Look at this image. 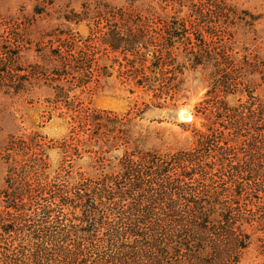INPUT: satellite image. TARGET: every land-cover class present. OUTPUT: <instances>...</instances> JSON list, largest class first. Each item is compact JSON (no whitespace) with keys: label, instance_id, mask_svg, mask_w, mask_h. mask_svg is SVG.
I'll list each match as a JSON object with an SVG mask.
<instances>
[{"label":"trees","instance_id":"obj_1","mask_svg":"<svg viewBox=\"0 0 264 264\" xmlns=\"http://www.w3.org/2000/svg\"><path fill=\"white\" fill-rule=\"evenodd\" d=\"M159 9L84 3L37 41L26 31L48 13L35 8L13 21L0 91L46 88L48 119L54 112L71 121L59 144L66 165L53 175V146L41 134H10L0 146V264H237L252 235L264 236V99L255 94L264 58L237 51L236 40L255 17L232 0H159ZM83 22L85 36L72 27ZM24 51L32 61H21ZM180 57L211 71L199 111L212 120L190 148L141 150L130 124L149 105L131 117L98 110L93 99L115 79L163 108L181 91ZM228 95L240 103L229 106ZM120 148L117 171L106 173V155ZM83 153L93 154L94 176L73 173ZM220 182L228 195L214 192ZM245 185L258 205L241 202Z\"/></svg>","mask_w":264,"mask_h":264},{"label":"rangeland","instance_id":"obj_2","mask_svg":"<svg viewBox=\"0 0 264 264\" xmlns=\"http://www.w3.org/2000/svg\"><path fill=\"white\" fill-rule=\"evenodd\" d=\"M98 0H0V52L2 46L11 36L17 25L13 22L17 16L31 19L30 15L35 8H40L49 14L44 20H35L27 29L26 38L37 41L43 31L59 25L63 20L57 19L61 12L70 9L80 10L81 4L92 5ZM115 6L125 7L131 12H145L147 8L154 9L163 14L159 9V0H105ZM240 9L249 12L255 17L253 24L238 29L237 51L243 52V48L255 51L264 58V0H232ZM45 4H48L46 6ZM22 10V12L20 11ZM82 36L88 33L86 23L72 26ZM64 28V27H63ZM22 62L32 61L33 52L24 51ZM180 62L185 65L183 73L178 76L181 91L172 100L168 101L163 108H156L150 104V97L147 94L134 90L128 83H121L117 80H110L93 99V106L98 110H108L122 115L131 112L141 111L145 105H149L141 116L132 120L130 134L132 140H136L141 150L176 151L190 148L194 142L196 130H204L203 125L211 122L207 119L204 111H199L201 103L207 99V94L212 87L213 77L211 71L202 67L192 68L186 59L180 57ZM2 56H0V65ZM256 83H260L255 79ZM256 95L264 99V83L257 87ZM49 95L46 88L34 89L28 94H11L0 91V146L10 134L39 133L46 137L53 148L48 151L50 169L49 174H54L63 165L62 154L59 148L60 142L67 137L70 131V118L52 113L48 119L47 104L44 99ZM226 103L236 107L240 102L237 96L228 95ZM202 110V109H200ZM185 111L191 115V120L181 118V112ZM134 146L132 142L129 150ZM123 154V148L112 151L106 155L104 171L112 173L117 171L118 162ZM93 154L83 153L72 161L73 173L82 172L94 176L100 170L93 168L95 159ZM5 166L0 162V188L3 185ZM245 195L242 203L258 205L259 200L249 198L248 186L245 185ZM226 190L227 193H226ZM232 191L231 186L220 182L215 188V193L223 195ZM1 209V203H0ZM237 264H264V236L253 234L251 244L243 252L239 253Z\"/></svg>","mask_w":264,"mask_h":264},{"label":"bare ground","instance_id":"obj_3","mask_svg":"<svg viewBox=\"0 0 264 264\" xmlns=\"http://www.w3.org/2000/svg\"><path fill=\"white\" fill-rule=\"evenodd\" d=\"M186 113H187V112L182 111V112H181V118H182L183 120L190 121L192 118H191V115H190L189 113H187V114H188V117H183V114H186Z\"/></svg>","mask_w":264,"mask_h":264},{"label":"water","instance_id":"obj_4","mask_svg":"<svg viewBox=\"0 0 264 264\" xmlns=\"http://www.w3.org/2000/svg\"><path fill=\"white\" fill-rule=\"evenodd\" d=\"M183 117H188V114L186 113V114H183Z\"/></svg>","mask_w":264,"mask_h":264}]
</instances>
